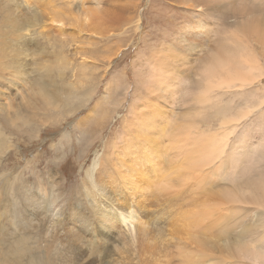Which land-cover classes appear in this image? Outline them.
Instances as JSON below:
<instances>
[{"label":"rangeland","instance_id":"374dc122","mask_svg":"<svg viewBox=\"0 0 264 264\" xmlns=\"http://www.w3.org/2000/svg\"><path fill=\"white\" fill-rule=\"evenodd\" d=\"M40 1V5H34L25 0H0V9L3 7L6 9L9 4L12 6L11 3L22 13L31 9L43 14L48 7L52 10L57 8L60 12L57 13L58 17L48 14L47 11L51 10L48 8L44 11L45 15L41 17L45 28L29 29L31 33L25 34V38L29 40L36 37L38 31L51 32L50 40L39 37V45L49 52L46 57L48 63L55 61L54 54L56 53L59 58L69 63L62 82L67 86L71 83L76 88L77 96L75 95L76 101L74 102L79 109L74 115L65 114L61 117L56 115L50 120L37 121L35 129L38 131L31 134H20L19 130L13 127L14 125L6 123L2 126V120L0 121V131L6 136L9 146V150L6 151L7 159L5 160V155L2 159L0 156V182L7 179L5 176L8 175L7 180L12 188L26 186L22 192L29 196V205H25L27 201L22 195L17 194L18 192L15 193L11 185L9 189L12 190L11 194L3 193L0 189V203L10 201L16 204L14 214L11 213L9 206L6 207L8 216L5 218L0 211V240L8 234L14 242H17L19 238L28 239L26 251L21 254L18 262L12 256L11 258L14 259L12 262L32 264L34 260H39L42 261L41 264H106L99 261L100 255L96 259L89 257L90 254L85 252V249L89 241L92 242L90 244L92 247L100 249L94 244L100 241V232L94 233L95 220L92 216L95 205L104 204L97 188L99 183L104 182H100L99 178L103 173H109L105 183L112 204L109 203L108 208L118 209L123 215H132L136 222L133 223L135 224L134 231L127 235L129 239L133 238V241L130 243L126 241V245L121 250L112 252L107 259L108 264H183L182 258L185 252L190 254L186 264H196V262L202 264H259L242 260L244 257L249 258L245 249L236 251L229 257H223L220 252L224 250L234 233L227 232L218 235L219 227H217L199 229V234H197V228L195 226L190 228L187 219L175 216L173 211L168 210L166 193L158 195L154 189L149 191L146 189V192L138 189L132 190L130 182L124 180L122 176L127 174L123 167L128 164L126 156L130 154V148L123 146L127 144L133 129L131 123L133 119H130L128 110L132 106L137 107L136 103L140 105L139 103L145 102L146 105H152L146 97L150 91L161 93L150 80L153 66L159 63L164 72H167L166 77L173 75L172 72L177 74L180 70L178 75L180 74L181 78L195 82L199 70L206 65L209 53L217 52L219 56L221 55L220 57L232 54H229L227 60L231 62V66L238 68L239 63L234 56L236 52L233 46L235 44H229L230 40L226 43L222 35L226 30L233 29L237 20L231 15L226 20L222 18L223 14L230 13L231 8L243 10L245 0H216V2L214 0ZM259 1L264 2V0H246L249 5L254 2L257 4ZM46 6L48 7L45 8ZM217 10L218 12H215ZM51 20H60L61 25L56 27ZM256 46L254 44V47ZM168 47L173 51L167 50ZM161 48L165 51L160 52ZM217 48L219 52L215 50ZM157 51L160 54L155 56ZM256 52L258 53V50H255V55ZM172 54L179 55L182 60L174 62ZM44 61L46 59L40 60L35 54L26 58L29 79L33 80L38 77L37 73L30 76V71L37 65H48L47 61L43 63ZM261 63L264 64V61ZM148 75L151 77L149 78ZM52 78L56 79L55 76ZM86 78L89 81L85 80ZM5 79L0 82V93H4L0 95V104L10 102L11 105H16L29 92L27 85L24 86V79L19 80L20 78L9 76ZM260 79L262 81H259L258 87L255 84L242 92L234 88L232 93L221 99L223 104L229 105L226 109L230 112L243 110L247 106L248 108L254 107L255 110L253 108L251 110L255 112L239 122L236 134L229 139V143L246 139L248 148L247 153H241L242 151L236 148L230 152H236L232 159L233 163L238 165L236 174L230 171H218L217 177L211 178L210 176L208 184L212 181L214 185L223 186V182L227 181L222 182V180L224 176H227L233 177L236 183L254 182L264 188V103L259 107L260 100L256 99V96L262 97L259 91L264 87V79L263 77ZM8 81L13 82L14 86ZM58 81H56L57 84ZM145 88H148V92ZM192 93V88L186 95L180 93V97L182 96L180 103L184 101V98L190 100ZM252 93L255 95L253 99ZM6 96L10 99L3 101ZM79 99L83 100V103ZM143 99H147V102L142 101ZM186 107L188 106H178L183 112ZM0 113L1 116L3 114H5L3 117L6 116L5 112ZM188 116L185 117V121L189 120ZM162 119L166 122L165 117ZM148 122L145 127L148 128L147 130L152 129L149 130L150 133L154 132L155 127H163L162 121H157L151 126L150 120ZM213 130L216 128L214 127ZM213 130L209 131L215 132ZM135 135V133L132 134V136ZM165 153L170 159L168 171L167 161L164 158ZM172 154L166 151L162 153L158 161L160 162L158 171L156 168L158 174L168 175L173 168L179 165L178 159L170 157ZM128 169H131V166ZM131 170L134 172L127 176H134L132 178L134 185L138 182L140 187L145 188L155 182L152 173L142 172L137 175L135 168ZM208 172L203 169L204 175ZM173 176L179 177L177 174ZM147 180L150 184L144 183ZM182 184L181 181L180 185ZM85 188L94 195L93 201L84 197ZM256 210L254 209L252 213L250 224L255 226L252 238L255 239L254 244L258 245L257 240L264 232V215L260 214L264 211ZM33 214H39V216L27 217ZM155 217V223L160 221L161 233L157 235L158 230L151 228L155 223L149 224L147 238L143 236L141 225L143 222L147 224L150 220H155ZM24 218L31 221L26 229L22 226ZM226 218L227 216L221 220ZM79 221L86 224V233L82 234L80 242H76L72 238V233L78 230L75 229L74 224ZM126 228L123 226L125 231ZM175 228H179L178 235L167 236L174 232ZM188 232L191 237L188 236ZM196 236L201 242L200 257L196 256L194 247L190 246L197 242ZM262 236L264 239V234ZM206 237L216 241L221 238V242L215 244L214 251H208L203 246ZM177 241H183L186 247L177 248ZM178 249L180 250L179 258L177 257ZM190 256L194 263L189 259Z\"/></svg>","mask_w":264,"mask_h":264},{"label":"bare ground","instance_id":"6f19581e","mask_svg":"<svg viewBox=\"0 0 264 264\" xmlns=\"http://www.w3.org/2000/svg\"><path fill=\"white\" fill-rule=\"evenodd\" d=\"M214 1L216 2V0ZM25 2L33 3L34 5L41 4L40 0H32V2L31 0H25ZM11 4L12 6H9V4L6 9L4 7L0 9V82L2 79L6 80V76L20 78L19 80L24 79L23 81L25 82L23 84L24 86L27 85L29 92H27L21 102L16 103V105H11L10 102L0 104V112L6 113L5 117H3L5 114L1 116L2 114L0 113V121L2 120V126L6 123L14 125L13 127H16L20 134L37 133L38 129H35L38 123L37 121L50 120L56 115L61 117V115H74L76 113L79 109V106H76L74 102L76 101V88H74L71 83L67 86V84L62 82V77L68 69L69 63L67 60L59 58V56L56 55L57 53H52V55H55V61L48 63L46 57L49 52L39 45V37L50 40V31H38L36 37L34 36L29 40L25 38V34H28L29 29L35 27L45 28L41 21V17L44 11H47L49 7H45L48 8L43 11V14L41 12L37 13L35 10L31 9L27 12L23 11L22 13L19 11L18 7L16 8L13 3ZM242 8L243 10H238L239 8L233 10L231 8L230 13H222L223 20L230 17L229 15L237 20L233 29L226 30L222 35H224V41H226V43L230 40L229 44H235L233 48L236 52L234 56H236L239 63L238 68L231 66V62L227 60L230 53L226 57H220L221 55L219 56L217 52L209 53L206 58V65H204L201 70L197 69L199 70V74L196 75L197 80L193 79L196 81L192 82L191 80L190 82L187 79L181 78L180 74L178 75L180 70H178L179 72L177 71V74L172 72L173 75H170L172 79L169 78V75L166 77L165 74L167 72H164L162 66L159 63L155 64L152 62L155 64L151 73L152 77L150 75H148V77H151L150 80L155 84L154 86H157V89L161 93L150 91L146 94L148 95L146 96L148 100L143 99L142 101H150L152 105H146L145 102L139 103L140 105L136 103L137 107L132 106L128 110L130 119H133V121H131L133 129L131 130L127 144L123 146L125 148H130V154L126 156L128 164H125L123 169L127 171V174L134 172V170H131L132 168H135L137 175H140L142 172L148 174L152 173L153 177H155V182L142 188L138 182H136L135 185L133 184L132 178L134 176H127V174L122 176L124 180L126 179L130 182L132 190L138 189L146 192V189L148 191L154 189L155 192H158V195L166 193L168 210L173 211L175 216H182L184 219H187L190 223V228L194 226L197 228V234H199V229H214L217 227H219L218 235H223L227 232L234 233L232 239H229L228 244L224 247V250L220 252L223 257H229L234 252L245 249L249 254V258L244 257L242 260L264 264V239L262 236L264 232L261 234L260 239L257 240L258 245H255V239L252 238L255 226L250 224V222L252 223L251 216H253L252 213L254 209L264 211V188L261 187L262 185H256L254 182L236 183L233 177L227 176H224L225 178L222 180V182L227 181L223 182V186L214 185L212 181L210 184L207 183L210 176L211 178L218 176V171H230L236 174L238 165L233 163L232 160L236 152H230L236 148L241 150V153H247L248 148L246 147V139L236 140L233 143H229V139L233 134H236L237 126L240 124L239 122L247 119L255 112L252 111L254 107H252V109L251 107L248 108V106L243 110L230 112L226 109L229 105L222 103V97L232 93L234 88L242 92L249 86L251 87L252 85L259 84V81H262L260 78L263 77L264 79V64L261 63V61H264V2L261 3V1H259L257 4L254 2L249 5L245 0ZM55 9L57 10V8ZM55 9L48 10L47 13L54 14L58 17L59 15L57 13L60 12ZM215 12H218V10ZM51 23L55 24L56 27L61 25L60 20H51ZM244 39L247 40L244 41ZM220 42L221 39L219 40V44ZM254 44L257 46L254 47ZM218 48L215 50L218 51ZM167 50L173 51L170 47H168ZM255 50H258L256 55L254 54ZM162 51H165V49L161 48L160 52ZM160 52L157 51L155 56L159 55ZM32 54L39 56L40 60L46 59L48 63V65H37L35 69L30 71V76L34 73L38 74V77L33 80L28 77L29 72H27L28 68L25 63L26 58ZM173 56L174 59L172 60H175L174 62L176 63L182 60L179 55ZM162 57L166 58L163 55ZM46 61L43 63H46ZM149 67V69L152 68L151 66ZM53 76L60 81L53 79ZM85 80L88 79L86 78ZM56 81L59 83L57 84ZM8 82L10 85L14 86L13 82ZM190 88L193 89V93L190 96L191 99L187 100L184 98V101L180 103V98L182 96L180 97L179 94L184 93V95H186ZM146 90L148 92V88ZM195 92H197V94H195ZM259 92H261L262 97L258 98V96H256V99L260 100V103H262L258 105L261 107L264 103V87H262ZM1 94L4 95L3 92L0 93V95ZM251 97L253 99L255 95L252 93ZM8 99L10 98L6 96L3 98V101H8ZM79 101L83 103V100L79 99ZM179 105L188 107H186L183 112L181 111L182 107L178 108ZM83 106L84 105H82V107ZM177 109L179 111H177ZM187 116L189 120L185 121V117ZM163 117H165L166 122H163ZM149 120L150 126L157 121H162L163 127H155L154 132L150 133L149 130L152 129L147 130L148 128L145 127ZM214 127L216 130H213ZM25 129H27V131ZM210 129L215 132L209 131ZM133 133L136 135L132 136ZM7 150H9V146L6 136L0 131L1 159L3 155H5V160L7 159ZM165 151L173 153L170 157L178 159L179 163L168 175L157 173L160 164L158 161ZM237 154H239V152ZM164 158L167 161L168 171L170 159L166 153L164 154ZM119 163L120 161L118 164ZM130 166L131 169H128ZM203 169L209 171L207 173L208 175L206 174L207 177L204 175ZM173 174H177L179 177L175 178ZM108 176L109 173H103L99 178L100 182H104L99 183L97 186L104 200V204H96L93 208L94 215L92 216L95 220L93 227L95 230L94 233L100 232V241L94 244L99 246L100 249L92 247L90 245L92 243L91 241L88 242L86 246L87 249H85V252H89V257L96 259V257L100 255L101 258L99 261L106 264H108L107 259L112 252L121 250L122 247L126 245V241H128V243L133 241V238L129 239L127 235H130V233L134 231L135 224L133 225V223L136 222L132 215H123L118 209L113 210L112 207L108 208V204H112L105 183ZM5 178L8 179V175H6ZM7 179L0 182V189L3 190V193L8 192L11 194L12 190H9L11 183L9 184ZM181 181L183 182L182 185H180ZM144 183L150 184L148 180ZM24 187L17 188L14 186L13 189L11 185L13 191L15 190V193L18 192L17 194L22 195L27 201L25 205H29V196L22 192ZM84 191L86 192L84 197L93 201L94 195L92 192L87 188H85ZM114 191L117 193V190L114 189ZM7 206L10 207L12 214L16 211L15 202L7 201L0 203V211L4 218L8 216V213H6ZM224 213L227 218L222 221L221 219L225 217ZM260 214L263 216L264 212ZM35 216H39V214L27 215L28 218ZM29 221V219H23V228L26 229L27 226H29ZM155 221L156 217L155 220L153 219L148 223L146 222L147 224H145V222L142 223L143 236L148 238L147 231L149 224H154ZM159 224L160 221L151 226L152 229L158 230V234L156 233L157 235H159L162 230ZM128 225L130 227H128ZM123 226L127 227L126 231L123 229ZM236 226L238 228H235ZM74 227L78 230L73 231L72 238L74 241L80 242L82 234L86 233V224L83 221H79L74 224ZM178 232L179 228H175V231L167 234V236H177ZM10 236V234L3 236L4 239L2 238V240H0V264H16L21 254L27 249L28 239L19 238L17 242H14L13 239H10ZM188 236L191 237L189 232ZM196 240L197 242L192 243L190 246L194 247L196 256L200 257L201 242L198 236H196ZM219 241L221 242V238H218L216 241L213 240V238L206 237L203 241V246L208 251H214L215 244L219 243ZM176 247L184 249L186 243L177 241ZM179 249L177 252L178 258L180 257ZM189 255L188 252L183 254V264H186ZM12 256L16 261L12 262V260H14L11 258ZM189 259L194 263L191 256ZM41 263L42 261L39 260H34L32 262V264ZM196 264L202 263L196 262Z\"/></svg>","mask_w":264,"mask_h":264}]
</instances>
